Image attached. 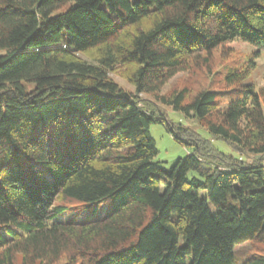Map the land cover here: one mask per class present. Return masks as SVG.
I'll return each instance as SVG.
<instances>
[{"label":"trees","instance_id":"trees-1","mask_svg":"<svg viewBox=\"0 0 264 264\" xmlns=\"http://www.w3.org/2000/svg\"><path fill=\"white\" fill-rule=\"evenodd\" d=\"M237 43L264 50V0H0V264H234L264 247V85L244 83L252 57L211 77ZM153 123L190 148L170 168ZM74 210L91 213L57 219Z\"/></svg>","mask_w":264,"mask_h":264},{"label":"rangeland","instance_id":"rangeland-1","mask_svg":"<svg viewBox=\"0 0 264 264\" xmlns=\"http://www.w3.org/2000/svg\"><path fill=\"white\" fill-rule=\"evenodd\" d=\"M236 50L232 52L228 57H224L221 54H216L213 60L212 69L214 75L211 76L212 79L217 80L225 75L229 69L236 67L237 64L244 62V60L249 57L254 59L255 67L250 72L248 77L244 80V83H248L254 85L256 88L262 87L264 85V50L260 47L245 44V43H237L232 45ZM261 50V53L258 56H254V52L256 50ZM2 51L0 50V53ZM82 57L87 58V54H81ZM121 74H123V70L120 69L116 73H113V77L118 81V83L125 89L133 91L135 89L134 85L129 83ZM187 75V72H180L173 79L166 84L163 88L162 92H166L171 86L176 84H184L191 80ZM206 76V75H205ZM198 77L202 78L201 75ZM206 79L207 76H206ZM216 86H219L220 83L214 82ZM142 98H150L154 97L150 94L142 93L140 95ZM162 108L168 115V118L174 122L184 123L196 131L200 133L201 136L205 138H210L208 131L200 126L196 119L186 116L183 112L174 110L172 107L167 105H162ZM152 136L155 138L156 146L158 149V154L154 159V162L157 163L160 167L170 168L171 165L180 157L186 156L190 148L185 147L184 145L177 142L172 134L167 130V128L161 123H153L150 128ZM214 144L221 150L225 152L235 153L234 150L230 147V145L223 140H213ZM103 209L96 212H87L86 214L80 213L79 211H70L68 213L61 214L57 217L59 220H65L69 218H77V220H83L91 215L102 216L106 213V206H101ZM254 251H264V247L262 244H256V242H246L236 247L235 249V262L234 264H241L246 257L249 256L250 253Z\"/></svg>","mask_w":264,"mask_h":264}]
</instances>
